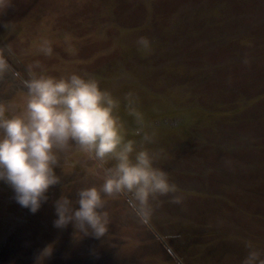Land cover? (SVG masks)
<instances>
[{
    "label": "rangeland",
    "instance_id": "obj_1",
    "mask_svg": "<svg viewBox=\"0 0 264 264\" xmlns=\"http://www.w3.org/2000/svg\"><path fill=\"white\" fill-rule=\"evenodd\" d=\"M0 52L11 67L0 103H22L30 73L94 75L119 100L126 138L139 142L143 121L183 197H160L147 220L108 199L99 239L55 228L53 202L101 182L73 147L34 214L0 181V264H245L253 251L264 264V0H10Z\"/></svg>",
    "mask_w": 264,
    "mask_h": 264
},
{
    "label": "clouds",
    "instance_id": "obj_2",
    "mask_svg": "<svg viewBox=\"0 0 264 264\" xmlns=\"http://www.w3.org/2000/svg\"><path fill=\"white\" fill-rule=\"evenodd\" d=\"M9 3L0 0V9ZM137 45L143 50L151 47L146 37L138 38ZM40 51L52 54L47 40ZM9 72L11 67L0 52V78ZM20 83L26 90L22 103H0V181L11 186L21 207L34 214L47 201L49 187L60 182L55 171L60 158L73 147L93 163L92 171L101 182L78 188L75 200L61 194L53 202L55 228L71 224L78 236L99 239L110 224L105 210L108 199L126 197L129 210L140 220L151 217L160 197L182 202L168 173L155 166L157 154L145 146L153 143V136L143 131V121L137 116L139 142L126 138L116 115L119 100L101 88L94 75L41 71ZM132 99L131 93L125 95L130 109ZM51 251L46 246L40 255L50 256ZM257 256L250 252L245 264H255Z\"/></svg>",
    "mask_w": 264,
    "mask_h": 264
}]
</instances>
